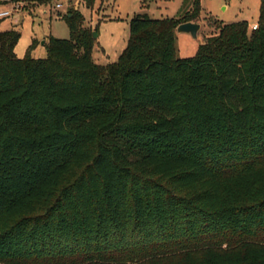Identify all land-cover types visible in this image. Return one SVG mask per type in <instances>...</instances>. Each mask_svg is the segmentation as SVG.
Instances as JSON below:
<instances>
[{
	"label": "trees",
	"instance_id": "obj_1",
	"mask_svg": "<svg viewBox=\"0 0 264 264\" xmlns=\"http://www.w3.org/2000/svg\"><path fill=\"white\" fill-rule=\"evenodd\" d=\"M193 7L103 64L77 9L44 58L0 30V264H264V0L180 58Z\"/></svg>",
	"mask_w": 264,
	"mask_h": 264
},
{
	"label": "rangeland",
	"instance_id": "obj_2",
	"mask_svg": "<svg viewBox=\"0 0 264 264\" xmlns=\"http://www.w3.org/2000/svg\"><path fill=\"white\" fill-rule=\"evenodd\" d=\"M195 0H93L87 6L85 0H51L46 4H32L27 0H0V8L18 7L12 16L0 19L1 26L20 31L14 52L17 57L25 55L32 40L33 58H44L43 42L49 37L68 38L69 30L64 15L67 10L77 9L84 23L97 35L91 56L96 63L116 61L127 44L129 20L136 14L152 18H178L193 10ZM260 0H199V12L194 22L201 27L197 37L188 33L175 34L176 54L180 58L193 56L199 44L218 32V26L235 21H247L248 33L259 16ZM59 3L62 6L57 7Z\"/></svg>",
	"mask_w": 264,
	"mask_h": 264
},
{
	"label": "water",
	"instance_id": "obj_3",
	"mask_svg": "<svg viewBox=\"0 0 264 264\" xmlns=\"http://www.w3.org/2000/svg\"><path fill=\"white\" fill-rule=\"evenodd\" d=\"M200 23L198 22H194V21H186V22H182L180 23L176 30L178 32H183V33H188L190 34L193 38L197 37V33L200 30ZM94 37L96 38L97 35L94 33ZM44 43V42H43Z\"/></svg>",
	"mask_w": 264,
	"mask_h": 264
},
{
	"label": "built area",
	"instance_id": "obj_4",
	"mask_svg": "<svg viewBox=\"0 0 264 264\" xmlns=\"http://www.w3.org/2000/svg\"><path fill=\"white\" fill-rule=\"evenodd\" d=\"M57 7H61V4H56ZM18 11V7H12V8H0V19H4L7 17L12 16L15 12ZM256 27V24H254V27Z\"/></svg>",
	"mask_w": 264,
	"mask_h": 264
},
{
	"label": "crops",
	"instance_id": "obj_5",
	"mask_svg": "<svg viewBox=\"0 0 264 264\" xmlns=\"http://www.w3.org/2000/svg\"><path fill=\"white\" fill-rule=\"evenodd\" d=\"M58 4V3H57ZM62 6V5H61ZM12 28V27H11ZM7 28L1 26V20H0V30H6ZM10 29V28H9Z\"/></svg>",
	"mask_w": 264,
	"mask_h": 264
}]
</instances>
